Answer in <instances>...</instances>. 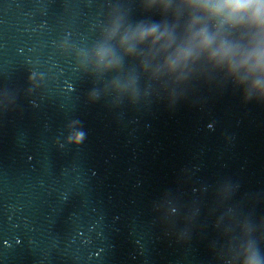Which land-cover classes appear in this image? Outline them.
Segmentation results:
<instances>
[{
	"label": "water",
	"instance_id": "1",
	"mask_svg": "<svg viewBox=\"0 0 264 264\" xmlns=\"http://www.w3.org/2000/svg\"><path fill=\"white\" fill-rule=\"evenodd\" d=\"M193 19L0 0V264H264V97L208 52L174 62Z\"/></svg>",
	"mask_w": 264,
	"mask_h": 264
},
{
	"label": "clouds",
	"instance_id": "2",
	"mask_svg": "<svg viewBox=\"0 0 264 264\" xmlns=\"http://www.w3.org/2000/svg\"><path fill=\"white\" fill-rule=\"evenodd\" d=\"M186 3L206 19L204 26H198L200 19L191 21L187 40L178 50L174 62H182L193 53L208 52L210 60L217 64L227 63L231 72H241L240 84L251 81L248 84L249 93L264 97V0H186ZM207 21L215 22L211 33ZM240 27L255 30L257 39L253 41L252 47L242 50L229 44L221 35L224 29ZM155 32L156 29L151 28L129 39L143 41L153 37ZM160 38L156 36L155 40Z\"/></svg>",
	"mask_w": 264,
	"mask_h": 264
}]
</instances>
